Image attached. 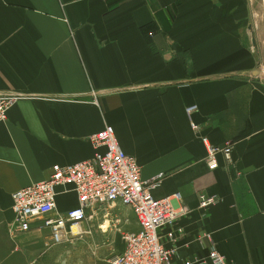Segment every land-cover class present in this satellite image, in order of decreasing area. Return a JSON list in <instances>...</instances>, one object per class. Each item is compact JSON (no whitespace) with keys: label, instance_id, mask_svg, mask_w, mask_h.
<instances>
[{"label":"crops","instance_id":"crops-1","mask_svg":"<svg viewBox=\"0 0 264 264\" xmlns=\"http://www.w3.org/2000/svg\"><path fill=\"white\" fill-rule=\"evenodd\" d=\"M0 94L19 96L0 124V264L50 238L13 231L12 193L91 158L106 125L156 198L181 193L180 257L205 255L208 231L227 264H264V0H0Z\"/></svg>","mask_w":264,"mask_h":264},{"label":"built area","instance_id":"built-area-1","mask_svg":"<svg viewBox=\"0 0 264 264\" xmlns=\"http://www.w3.org/2000/svg\"><path fill=\"white\" fill-rule=\"evenodd\" d=\"M18 98L14 94H0V124L7 120ZM196 110V105L186 108L189 115ZM191 124L198 129L197 124ZM203 140L206 142V138ZM90 141L95 150L91 158L68 165L55 164L47 179L12 193L14 232H26L37 226L48 229L51 242L58 244L73 235V226H81L100 208L127 207L134 214L137 227L121 233L123 249L111 257L109 264H227L208 231L199 236L203 244L207 242L205 255L188 258L178 255V236L184 228L176 222L188 213L185 206L178 209L174 204V200H181V193L156 198L153 189L159 185V177L142 178L141 165L135 156L122 149L113 126L106 125L92 134ZM232 151L231 144L222 148L209 145L205 157L208 168L219 167L218 154L231 161ZM70 189L76 193L78 205L59 212L57 196ZM218 200L217 195H200V205L205 208ZM116 221L127 223L126 219ZM167 227L162 235L160 231Z\"/></svg>","mask_w":264,"mask_h":264},{"label":"rangeland","instance_id":"rangeland-1","mask_svg":"<svg viewBox=\"0 0 264 264\" xmlns=\"http://www.w3.org/2000/svg\"><path fill=\"white\" fill-rule=\"evenodd\" d=\"M107 209L102 207L90 216L80 226L81 234L69 235L58 244L48 239L47 230L37 232L28 246L16 250L14 264H109L111 257L123 249L121 233L137 227V223L134 215L125 214L122 208ZM121 215L129 219L123 225L116 221Z\"/></svg>","mask_w":264,"mask_h":264},{"label":"bare ground","instance_id":"bare-ground-1","mask_svg":"<svg viewBox=\"0 0 264 264\" xmlns=\"http://www.w3.org/2000/svg\"><path fill=\"white\" fill-rule=\"evenodd\" d=\"M72 231H73V235H78V234H81L83 232V229H82V227H80V225H75V226H73Z\"/></svg>","mask_w":264,"mask_h":264}]
</instances>
